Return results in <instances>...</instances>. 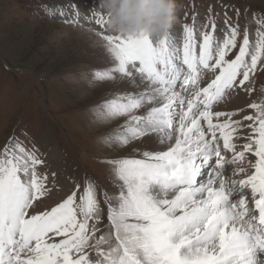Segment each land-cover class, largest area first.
I'll return each mask as SVG.
<instances>
[{"label":"snow or ice","instance_id":"obj_1","mask_svg":"<svg viewBox=\"0 0 264 264\" xmlns=\"http://www.w3.org/2000/svg\"><path fill=\"white\" fill-rule=\"evenodd\" d=\"M45 11L101 28L110 63L89 86H132L95 106L102 124L120 121L103 143L156 147L103 161L115 192L86 178L37 211L59 182L35 145L11 137L0 150V264H264V88L251 99L264 13L241 24L226 10L218 23L209 8L204 23L156 40L109 33L103 12L82 16L75 4ZM241 93L245 108L215 110Z\"/></svg>","mask_w":264,"mask_h":264},{"label":"rangeland","instance_id":"obj_2","mask_svg":"<svg viewBox=\"0 0 264 264\" xmlns=\"http://www.w3.org/2000/svg\"><path fill=\"white\" fill-rule=\"evenodd\" d=\"M74 1L92 6L100 2L0 0V150L13 136L29 148L35 145L42 155L58 150L65 171L74 184L81 185V190L85 179L90 178L113 193L116 189L112 175L103 161L139 157L148 145L137 141L113 150L103 143L104 134L120 121L102 124L96 119L94 108L112 94L124 91L127 82L116 80L89 86V74L110 63L105 42L97 35L101 30L82 22L80 26L64 23L60 16L51 17L45 11L71 10ZM177 3L176 34H182L183 26L192 24L194 18L197 24L204 23L209 8L219 14L220 23L226 10L232 14L239 9L241 24L252 22L254 13H264V0ZM253 87L255 99L264 88V73L257 74ZM104 222L107 223L106 216Z\"/></svg>","mask_w":264,"mask_h":264},{"label":"clouds","instance_id":"obj_3","mask_svg":"<svg viewBox=\"0 0 264 264\" xmlns=\"http://www.w3.org/2000/svg\"><path fill=\"white\" fill-rule=\"evenodd\" d=\"M110 31L123 37L145 34L162 40L177 20V0H100Z\"/></svg>","mask_w":264,"mask_h":264},{"label":"bare ground","instance_id":"obj_4","mask_svg":"<svg viewBox=\"0 0 264 264\" xmlns=\"http://www.w3.org/2000/svg\"><path fill=\"white\" fill-rule=\"evenodd\" d=\"M75 4H76V7L79 9L82 16L91 15V12L93 10L96 12H102L99 8L100 2L96 3L93 6L89 5L85 2H77V1L75 2ZM82 23H84V22H82ZM218 23H220V22H218ZM84 24L88 25V23H84ZM90 25H92V26L94 25V27L101 30V28L98 25H95V24H90ZM107 31L109 33H113L109 29ZM176 33H179V32L177 30H175V28L173 26V28L170 31V36H174ZM122 89L124 91L125 90H131L132 86L130 84L126 83L124 85V88H122ZM253 98H254V93H253L251 99H253ZM249 102H250V98L248 96L244 95L243 93H241L239 96L232 98L230 101H226L225 103L219 105L218 108L215 110H235V109H239V108H245L244 105L245 104L247 105ZM243 114H247V112L245 111ZM234 119H238V118L234 117ZM146 144L148 145L147 146L148 150L156 147V145L154 143H146ZM58 153H59L58 150L57 151L51 150L47 155H45V154L42 155V158L46 161V163L44 165L40 166V170L42 172L49 173V180H57L59 183L57 185V188L53 191L50 198L44 200V202H43L44 206L41 207L40 209L37 208L36 209L37 211L43 209L45 206H53L55 203H57L62 198H64L65 193L68 191L69 188H71L72 186L75 185L72 178L65 171L64 162L62 161V157ZM52 172L56 173L55 177L50 175V173H52ZM57 172L59 175H57Z\"/></svg>","mask_w":264,"mask_h":264}]
</instances>
